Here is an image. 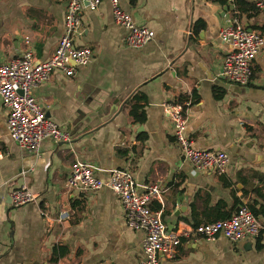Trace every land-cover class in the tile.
I'll return each instance as SVG.
<instances>
[{
  "label": "crops",
  "instance_id": "obj_1",
  "mask_svg": "<svg viewBox=\"0 0 264 264\" xmlns=\"http://www.w3.org/2000/svg\"><path fill=\"white\" fill-rule=\"evenodd\" d=\"M69 1L0 0V65L28 50L36 63L48 60L64 33ZM78 1L74 44L90 48V63L72 64L71 77L54 71L32 91L70 140H45L38 152L20 148L0 103V264H52V249L60 246L68 254L56 264H143L144 233L127 227L118 197L107 187H66L75 161L97 167L103 181L110 170H127L139 193L157 186L160 196L149 206L168 232L227 220L243 205L255 208L257 237L184 240L160 264H264V48L249 83L238 86L221 76L229 47L219 38L234 20L264 36V9L249 0H118L137 25L155 33L133 49L108 0L94 8ZM135 94L142 123L129 114ZM177 101L188 104L185 136L194 148L229 155L221 174L182 158L163 111ZM22 186L37 201L14 207L9 193ZM62 210L70 219L58 223Z\"/></svg>",
  "mask_w": 264,
  "mask_h": 264
},
{
  "label": "built area",
  "instance_id": "obj_2",
  "mask_svg": "<svg viewBox=\"0 0 264 264\" xmlns=\"http://www.w3.org/2000/svg\"><path fill=\"white\" fill-rule=\"evenodd\" d=\"M87 1L91 8L99 4V0ZM108 1L114 23L126 31L128 47L140 49L154 39L155 33L137 25L131 16L120 8L118 0ZM225 1L233 3L235 0ZM249 1H252L257 9H264V0ZM80 10V1H69L64 33L48 60L36 63L33 51L28 50L0 65V103L6 111L8 135L26 151L38 152L42 142L48 139L56 143L70 140L69 133L45 116L32 91L44 83L54 71L71 77L73 65L84 67L90 63L92 59L90 48H78L74 44L80 29ZM219 38L229 47L222 63L221 76L231 84L246 86L252 74L253 61L264 48V36L246 30L234 20L231 26L220 32ZM186 105L188 104L171 102L163 105V111L171 122L173 138L181 150L182 158L197 170H211L221 174L230 162L229 155L222 151L194 148L193 141L185 136ZM99 171L92 164L75 161L65 185L70 190L83 191H96L107 187L118 197L127 227L144 233L143 264H160L161 255L172 254L184 240L198 238L214 241L218 237H223L231 243H236L255 238L259 234L260 224L245 205L238 207L227 220L195 226L182 232H168L160 213L153 212L149 206L152 200L160 196L157 186H145L144 191L139 193L129 171L110 170L107 181L98 177ZM9 200L12 206L21 207L36 202L37 198L27 187L22 186L9 193ZM69 219V211L62 210L58 213V223H64Z\"/></svg>",
  "mask_w": 264,
  "mask_h": 264
},
{
  "label": "trees",
  "instance_id": "obj_3",
  "mask_svg": "<svg viewBox=\"0 0 264 264\" xmlns=\"http://www.w3.org/2000/svg\"><path fill=\"white\" fill-rule=\"evenodd\" d=\"M253 8V7H252ZM254 9V8H253ZM131 101V100H130ZM141 99L139 98L138 94L133 96V101L130 106L129 114L133 118L135 123H142L144 120V112L141 110L139 106ZM176 103H182L181 101H177ZM252 214L257 216V212L253 206L248 207ZM66 254H68V249L65 247H54L52 249L49 262L52 264H56L60 258H63Z\"/></svg>",
  "mask_w": 264,
  "mask_h": 264
},
{
  "label": "water",
  "instance_id": "obj_4",
  "mask_svg": "<svg viewBox=\"0 0 264 264\" xmlns=\"http://www.w3.org/2000/svg\"><path fill=\"white\" fill-rule=\"evenodd\" d=\"M227 10V7L224 8V11Z\"/></svg>",
  "mask_w": 264,
  "mask_h": 264
}]
</instances>
